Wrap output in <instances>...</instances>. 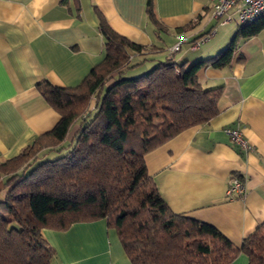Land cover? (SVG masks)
Segmentation results:
<instances>
[{
    "label": "crops",
    "instance_id": "crops-1",
    "mask_svg": "<svg viewBox=\"0 0 264 264\" xmlns=\"http://www.w3.org/2000/svg\"><path fill=\"white\" fill-rule=\"evenodd\" d=\"M152 11L157 22L147 15V0H0V162L51 130L60 117L40 94L39 82L73 87L102 61L99 14L117 33L146 47L145 54L131 57L133 64L145 58L133 73L168 58L188 65L213 57L241 25L233 9L226 23L213 18L209 0H153ZM232 22L230 39L231 32L218 35L219 26ZM209 31L208 39L192 48ZM178 35L185 42L171 52ZM236 43L228 64L206 65L197 72L203 87H221L217 113L182 129L144 160L171 210L214 225L240 247L264 220V27ZM77 127L78 122L69 141ZM234 128L248 148L226 132ZM234 175L244 182L241 197L226 192ZM6 178L0 176V200ZM42 233L54 249L49 264H131L115 229L103 218L73 222L62 230L44 227ZM247 262L241 252L229 264Z\"/></svg>",
    "mask_w": 264,
    "mask_h": 264
},
{
    "label": "trees",
    "instance_id": "trees-1",
    "mask_svg": "<svg viewBox=\"0 0 264 264\" xmlns=\"http://www.w3.org/2000/svg\"><path fill=\"white\" fill-rule=\"evenodd\" d=\"M152 1L147 15L157 22ZM98 25L105 41L102 61L76 86L39 82L37 89L60 117L0 162V176H7L0 264H49L54 249L44 227L62 230L100 218L115 229L131 264H229L241 252L247 264H264V220L234 246L214 225L171 210L144 160L182 129L217 113L221 87H203L197 72L228 64L237 39L259 32L264 15L239 25L213 57L188 65L168 58L138 73L131 70L145 58L133 64L131 57L145 54L146 47L117 33L100 14Z\"/></svg>",
    "mask_w": 264,
    "mask_h": 264
},
{
    "label": "built area",
    "instance_id": "built-area-1",
    "mask_svg": "<svg viewBox=\"0 0 264 264\" xmlns=\"http://www.w3.org/2000/svg\"><path fill=\"white\" fill-rule=\"evenodd\" d=\"M211 4V16L221 23H226L231 19L230 10H235L238 21L247 23L254 21L257 17L264 15V0H209ZM211 31L201 35L192 43V48L198 47L202 40L208 39ZM185 38L181 35L177 36V41L172 45L170 51L180 49ZM231 139L243 148H248L249 144L241 135L238 129H226ZM244 182L239 175H234L228 182L226 189L227 195L231 197H241L244 193Z\"/></svg>",
    "mask_w": 264,
    "mask_h": 264
},
{
    "label": "rangeland",
    "instance_id": "rangeland-1",
    "mask_svg": "<svg viewBox=\"0 0 264 264\" xmlns=\"http://www.w3.org/2000/svg\"><path fill=\"white\" fill-rule=\"evenodd\" d=\"M207 15H208V13H207ZM203 23V21L201 22V24ZM213 23H214V21H213ZM233 26H236V23H234V22H232V23H230V24H228V25H224V26H219L218 27V35L219 34H221V35H226V34H230V32H231V34L229 35V38L228 39H230V37H232V34H233V32H232V27ZM185 44V43H184ZM221 48H223V47H221ZM178 51V50H177ZM175 53H178V52H175ZM150 68L152 65H147L146 64V69H148V67ZM145 69V70H146ZM133 72V71H132ZM69 143V140L68 139H66L65 141H64V143H63V146L64 145H66V144H68ZM63 150H64V148H63ZM55 154V152H51V153H49V157H52L53 155Z\"/></svg>",
    "mask_w": 264,
    "mask_h": 264
}]
</instances>
